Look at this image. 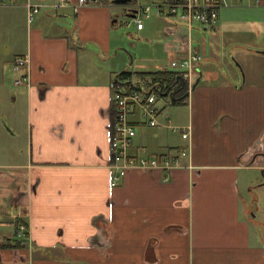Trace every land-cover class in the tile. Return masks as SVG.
Listing matches in <instances>:
<instances>
[{
  "label": "crops",
  "instance_id": "crops-1",
  "mask_svg": "<svg viewBox=\"0 0 264 264\" xmlns=\"http://www.w3.org/2000/svg\"><path fill=\"white\" fill-rule=\"evenodd\" d=\"M23 1L0 6L4 22H17L14 7L27 20ZM77 2L42 10L27 28L26 49L10 61L30 55L28 84L11 85L0 70V225H12L16 235L20 223L27 226L13 240L2 231L0 264H264L254 221L242 210L243 171H264V82L254 77L236 85L199 62L193 94L169 103L187 109L184 119H172L167 106L156 126L141 122L139 113L131 116L137 125L132 155L184 148L188 142L170 125L190 124V160L168 173L116 169L110 83L124 70H138L111 62L118 21L110 1L89 0L75 12ZM140 5L123 6L133 13ZM69 9L75 22H67ZM159 16L173 36L161 27L162 61L190 49L205 59L193 27ZM102 58L110 63L100 65ZM14 238L22 246L10 247Z\"/></svg>",
  "mask_w": 264,
  "mask_h": 264
},
{
  "label": "rangeland",
  "instance_id": "rangeland-1",
  "mask_svg": "<svg viewBox=\"0 0 264 264\" xmlns=\"http://www.w3.org/2000/svg\"><path fill=\"white\" fill-rule=\"evenodd\" d=\"M35 1L55 3L51 0ZM106 1H110L112 4V20L118 19V23H114L112 26L116 30L114 35L117 39L118 48L115 53L116 56L111 62L113 64H115L114 62L118 63V61L126 62V68L138 71L156 69L159 63H163L162 60L165 59L160 54V49L163 50V44L166 45L161 27L166 30V33H169V36L173 37L170 26L164 24V18L159 16L158 8L155 6L157 0H138L143 6H151L149 17L145 15L143 17L144 31H137L135 26H128L124 23L129 17L123 5L116 4L114 0ZM253 2L254 0H240L231 7L222 9L221 19L217 27L204 30L206 35L198 30L202 29L198 24L194 25V39L199 42L195 43L201 45V50L205 53V59L201 63L204 68L214 72V78L217 74H221L224 79L230 78V81L236 85L252 82L254 77L257 81L264 82V55L259 52L260 50L264 51V6H256ZM14 8L13 11L16 15L13 17L17 19V22H4L6 21V14L0 9V21H3L0 22V70L5 68V79L11 85H14L15 73L13 72V62L11 63L10 59L16 53H21L26 49L28 43L27 28L31 29L34 26L33 24L28 25L22 7ZM51 10L54 11V9ZM44 11L48 10L45 9ZM69 11L72 18H67V22H75L74 11L72 9ZM165 18L173 17L167 16ZM171 21L174 22V18ZM108 63L110 61L106 59L99 60V64L102 66ZM198 75L199 72L195 75L194 82ZM1 77L2 75H0V81ZM166 110L172 119H176L178 114H180L179 119L186 117V108H175V105H169ZM4 126L8 131H11L9 123L6 122ZM243 172L245 178L242 179L244 198L242 210L250 220L254 221V239L264 246V171L252 168ZM250 186L252 187L249 191ZM5 209L10 212V207ZM2 231L10 239L16 235V232H13L14 227L6 223L0 225V239H4ZM16 236L20 235L17 233Z\"/></svg>",
  "mask_w": 264,
  "mask_h": 264
},
{
  "label": "built area",
  "instance_id": "built-area-1",
  "mask_svg": "<svg viewBox=\"0 0 264 264\" xmlns=\"http://www.w3.org/2000/svg\"><path fill=\"white\" fill-rule=\"evenodd\" d=\"M89 0H78L73 5L75 11H78L82 5ZM237 0H167L166 3L156 5L159 14L163 16H172L178 21H182L189 27L195 24L203 27L205 30L212 29L219 21L222 9L231 7ZM21 0H0V6H16ZM27 8V22L31 24L37 16L45 9H57L60 6L68 5L69 0H59L55 3H43L35 0H24ZM256 6H264V0H254ZM138 14L130 18L126 24L134 25L137 29L144 28L143 15L149 16L151 6H138ZM203 54L198 50L190 49L180 56L165 61L161 64V72H174L177 78L183 82L186 98H189L193 88L194 78L198 69V64L202 60ZM30 55L28 53L17 55L13 61V72L16 74L14 84L16 86L28 84ZM130 80L114 78L110 83L112 98L116 108V119L111 130V148L112 165L116 169H142L153 171L161 169L168 173L174 167L185 165L184 158H191V140L192 126L170 125L171 128L180 133L182 139L187 141V145L179 151L168 152L164 154H150L134 156L131 154V147L134 138L137 135V125L131 121V116L140 114L141 122L150 126H156L160 122L161 113L167 104L171 103L177 97L176 89L178 84L168 85V82H157L148 87L142 85L138 88L132 86ZM187 87H186V85ZM166 88L164 93L159 90ZM158 88V89H157ZM182 88H179V90ZM111 125V124H110ZM178 150V149H177ZM189 166H192L189 164ZM187 167V166H186ZM168 176V175H167ZM167 176L166 179L168 178ZM120 179L118 173L115 174L112 184H117ZM27 226L20 223L18 234L24 235Z\"/></svg>",
  "mask_w": 264,
  "mask_h": 264
},
{
  "label": "trees",
  "instance_id": "trees-1",
  "mask_svg": "<svg viewBox=\"0 0 264 264\" xmlns=\"http://www.w3.org/2000/svg\"><path fill=\"white\" fill-rule=\"evenodd\" d=\"M115 77L118 79L130 80L131 85L137 88L142 85L148 87L149 85L151 86L157 82H160V81L163 82L164 80H166L168 82V85L178 84V87L176 89L177 92H175L177 93L175 94L177 95V97H175V100L172 101V104L182 103L184 99L187 97L184 94L185 91H183L184 85H183V82H181V78H177V74L174 72H161L157 70H147V71L124 70L116 74ZM179 88H182V89L179 90ZM165 89L166 88L164 87L163 90L158 89V91H160L161 93H164ZM176 99H179V100H176ZM110 113H111L110 116H111V126H112L116 119V108H115L114 102L112 103ZM22 242L23 241L21 239L19 240L17 239L15 240L14 243L10 244V246L12 245L13 247H20L22 246Z\"/></svg>",
  "mask_w": 264,
  "mask_h": 264
},
{
  "label": "water",
  "instance_id": "water-1",
  "mask_svg": "<svg viewBox=\"0 0 264 264\" xmlns=\"http://www.w3.org/2000/svg\"><path fill=\"white\" fill-rule=\"evenodd\" d=\"M93 1H96V0H93ZM115 1V3H118V4H123V5H127L131 0H114ZM137 10H135L133 13H129V12H127V16L128 17H131V16H136V12ZM115 20H117L118 21V19H115ZM261 54H264V51H262V50H260L259 51ZM200 78L198 77L197 78V81L195 82V84H194V88L196 87V85H197V83H198V80H199Z\"/></svg>",
  "mask_w": 264,
  "mask_h": 264
}]
</instances>
